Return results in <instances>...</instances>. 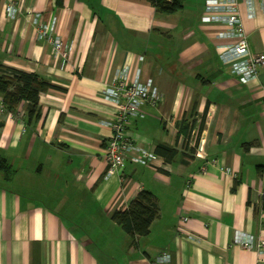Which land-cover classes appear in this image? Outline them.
I'll use <instances>...</instances> for the list:
<instances>
[{
  "label": "crops",
  "instance_id": "obj_1",
  "mask_svg": "<svg viewBox=\"0 0 264 264\" xmlns=\"http://www.w3.org/2000/svg\"><path fill=\"white\" fill-rule=\"evenodd\" d=\"M204 2L162 15L147 0H0V67L53 87L39 94L36 123L24 104L0 113V156L14 170L0 173V264H151L164 249L170 264H264L242 246L264 239V65L246 84L228 73L216 47L233 40L201 23ZM238 3L249 50L264 55V0ZM35 18L55 21L66 59L38 38ZM125 68L163 95L127 135L177 152L106 175L104 122L120 108L103 92ZM141 191L158 214L132 241L111 215Z\"/></svg>",
  "mask_w": 264,
  "mask_h": 264
},
{
  "label": "built area",
  "instance_id": "obj_2",
  "mask_svg": "<svg viewBox=\"0 0 264 264\" xmlns=\"http://www.w3.org/2000/svg\"><path fill=\"white\" fill-rule=\"evenodd\" d=\"M238 6V0H205L201 23H219L225 26L226 32L220 36L232 39L233 43L217 46V57L229 74L236 76L242 84H246L255 79L257 68L264 65V55L250 52ZM253 14L254 11L250 7L248 17H253ZM34 21L38 38L45 39L51 45L52 55L66 59L70 50L67 44L54 34L55 21L41 23L37 18ZM103 94L120 108L113 120L104 122L112 129V135L106 140L104 147V159L107 162L106 175L122 172L126 160L134 164L152 166L154 152L136 145L127 135L126 128L131 119L142 118L145 115L143 110L146 106L156 107L163 100L162 93L151 80L142 79L139 72L131 77L128 69L125 68L115 74L113 83L105 89ZM3 112L5 110L0 97V113ZM200 151L201 144L196 156H201ZM186 221L187 218L182 219L183 223ZM242 246L246 250L264 253V239H259L258 243L253 245L252 239L245 237ZM170 263L171 257L166 249L160 251L151 261V264ZM260 263H262L261 258Z\"/></svg>",
  "mask_w": 264,
  "mask_h": 264
},
{
  "label": "trees",
  "instance_id": "obj_3",
  "mask_svg": "<svg viewBox=\"0 0 264 264\" xmlns=\"http://www.w3.org/2000/svg\"><path fill=\"white\" fill-rule=\"evenodd\" d=\"M155 11L162 15H171L183 9L186 0H147ZM4 75H0V97L5 111L16 114L17 108L24 104L26 124L36 123L40 119L38 105L39 94L53 88L45 79L33 74L0 67ZM204 117L198 123V131L203 126ZM252 144H244L247 150ZM175 149L157 145L154 153L171 162L176 154ZM0 173L5 179H11L14 170L7 160L0 156ZM235 189V188H234ZM233 189V191H234ZM264 210V197L262 198ZM158 214L156 198L149 192L141 191L127 206L125 210H115L111 219L129 236L132 241L145 237L149 232L151 222Z\"/></svg>",
  "mask_w": 264,
  "mask_h": 264
}]
</instances>
